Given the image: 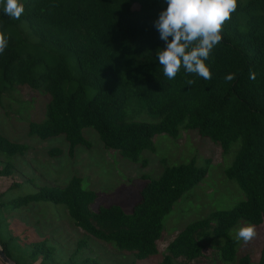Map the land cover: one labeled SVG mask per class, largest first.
Listing matches in <instances>:
<instances>
[{"label": "trees", "instance_id": "trees-1", "mask_svg": "<svg viewBox=\"0 0 264 264\" xmlns=\"http://www.w3.org/2000/svg\"><path fill=\"white\" fill-rule=\"evenodd\" d=\"M19 2L25 11L20 19H11L0 0V35L7 40L0 55V102L19 86L47 96L42 118L29 123L27 134L63 136L72 152L90 146L82 130L91 128L104 148L142 164V153L153 151L159 134L175 139L192 129L218 143L223 154L237 142L224 172L237 182L244 199L185 225L158 264L194 260L207 244L217 249L222 264H252L248 254L237 256L238 243L230 234L240 222L263 226L258 264H264V0H237L236 12L222 28V42L205 61L212 74L207 81L186 73L183 65L175 78L163 75L157 52L166 44L155 21L167 8L165 0ZM229 75L234 78L228 80ZM190 79L195 84L189 85ZM143 112L150 121L139 120ZM27 149L0 131V175H11L14 158ZM206 172L191 160L165 166L157 178L140 176L145 182L131 212L118 204L92 209L98 195L77 175L63 185L36 184L32 193L8 197L21 185L12 182L0 192V247L15 264H106L80 256L90 236L144 261L159 253L164 216ZM39 202L63 205L71 225L85 234L66 260L46 237L32 239L29 227L18 233L8 221L11 213Z\"/></svg>", "mask_w": 264, "mask_h": 264}, {"label": "rangeland", "instance_id": "rangeland-1", "mask_svg": "<svg viewBox=\"0 0 264 264\" xmlns=\"http://www.w3.org/2000/svg\"><path fill=\"white\" fill-rule=\"evenodd\" d=\"M46 100L45 94L33 92L24 86L16 87L15 91L4 94L1 98V133L11 141L25 143L28 146L25 154L14 158L12 174L0 175V192L8 188L12 182L21 183L19 187L9 192L8 197L32 193L36 189V184L63 185L72 175H77L82 178L85 188L95 191L98 195L92 209L98 205L118 204L125 212H131L133 204L138 200V190L145 182L139 179L140 176L157 178L165 166L187 163L191 160L207 169L205 177L187 190L164 216L161 238L157 240L158 254L144 261H134L132 253L119 251L111 244L88 236L87 245L80 252L81 257H95L106 264H158L168 242L185 225L211 211L231 209L244 199L237 182L227 178L224 172L235 157L238 150L237 142L223 154L218 143L201 137L192 129L182 131L175 139L166 134H159L153 139V151L145 150L142 153V157L146 159L142 164L125 160L115 150L104 148L96 132L91 128H84L82 132L90 146H77L69 152L63 136L40 139L27 134L29 123L42 118ZM140 116L139 120H151L145 112ZM56 149L59 152L53 153ZM2 160L0 157V162ZM29 179L31 181H28ZM8 221L14 222L18 233L23 227H29V237L32 239L46 237L49 244L55 247L61 260H66L75 248L76 241L85 236L80 228L71 225L61 204L43 202L32 204L11 213ZM247 225L240 222L230 234L235 236L238 227ZM262 230L263 226L256 227L257 236L248 244L242 241L238 243L237 256L248 254L252 264H258ZM175 262L222 264L217 260V249L209 244L205 245L202 255L198 258L194 260L179 258Z\"/></svg>", "mask_w": 264, "mask_h": 264}, {"label": "clouds", "instance_id": "clouds-1", "mask_svg": "<svg viewBox=\"0 0 264 264\" xmlns=\"http://www.w3.org/2000/svg\"><path fill=\"white\" fill-rule=\"evenodd\" d=\"M166 10L159 14L155 28L166 48L157 52L163 75L168 79L176 77L183 69L204 80H211L212 74L205 61L222 42V28L237 10V0H165ZM4 14L11 19H20L25 9L19 0H4ZM171 38V39H170ZM7 48V40L0 35V55ZM255 78V74H250ZM234 77L229 75L228 80ZM195 80H188L189 85ZM257 236L256 226L249 224L235 230L236 242L248 244Z\"/></svg>", "mask_w": 264, "mask_h": 264}, {"label": "water", "instance_id": "water-1", "mask_svg": "<svg viewBox=\"0 0 264 264\" xmlns=\"http://www.w3.org/2000/svg\"><path fill=\"white\" fill-rule=\"evenodd\" d=\"M0 259L5 263V264H15L14 262H12V260H10L4 253V251L2 250V248L0 247Z\"/></svg>", "mask_w": 264, "mask_h": 264}]
</instances>
